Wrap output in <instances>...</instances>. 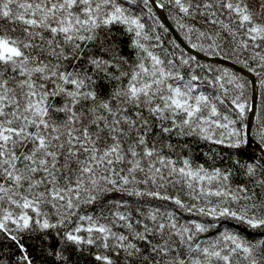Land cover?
Instances as JSON below:
<instances>
[{
	"label": "snow or ice",
	"instance_id": "snow-or-ice-1",
	"mask_svg": "<svg viewBox=\"0 0 264 264\" xmlns=\"http://www.w3.org/2000/svg\"><path fill=\"white\" fill-rule=\"evenodd\" d=\"M0 264H264V0H0Z\"/></svg>",
	"mask_w": 264,
	"mask_h": 264
}]
</instances>
